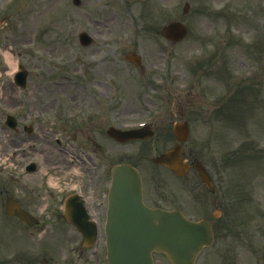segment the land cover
<instances>
[{
  "label": "rangeland",
  "instance_id": "374dc122",
  "mask_svg": "<svg viewBox=\"0 0 264 264\" xmlns=\"http://www.w3.org/2000/svg\"><path fill=\"white\" fill-rule=\"evenodd\" d=\"M3 1L7 3L9 0ZM179 1L156 0L153 3L150 0H80L81 5L76 6L73 4L74 0H18L10 11L8 8L11 5L6 7L7 25L0 32V119L2 121L6 113L15 111V107L18 106H20V111L28 114L32 112L31 107L40 105L50 107V104H54L56 100L67 104L70 94L76 90L65 86V80L61 79V74L79 69L94 70V65L97 64V61L91 62L96 60L97 56H91L98 53V46H90L87 49L81 47L78 42L80 32H112L114 35H126L131 31L129 23L142 25L144 22V25L140 26L141 28H137L135 43L129 47L121 46L116 51V58H112L117 65V73L126 75L124 78L129 81L127 74H130L135 68L125 62L124 58L129 52L139 54L142 51L141 48L137 47L138 39H142L143 43L147 45L148 49H145L150 53L152 59L158 58V53L161 50L152 47L157 39L154 32L156 29L159 31L169 21L180 17L190 27L188 28V39L175 47L166 46V43L164 44L162 41L159 44L167 48L168 55L177 66L182 57H195L196 54H193V51L201 48L207 50L204 54L208 57L203 56L204 61L209 63L203 65L199 71L210 70L213 72L211 77H208L211 83L208 86L209 100L208 98L206 100L212 104V106L208 104V110L211 113L210 117L213 118L211 127L216 130L217 136L214 137V147L211 145V150H206L202 160L205 163L207 161L214 162L220 166L218 173L223 176L230 172L229 167L232 168L236 163L239 172L245 171V176L241 175L242 182L250 187L253 192L257 191L258 193L254 196L257 197V200L248 190L241 192L239 197L243 202L247 201L248 198L251 202L255 200L260 213H264V167L260 163L262 161L264 164V154L259 155L258 159H255L256 161L232 154L240 141H247L245 139L247 135L258 138L256 144L261 146L264 153V56L255 50L264 51V0H204L203 2L196 0L198 3H193V7L191 6V9H194L193 13L185 16L181 13L184 0H181L180 3ZM158 4L160 7L162 5L165 7L160 10ZM142 5L156 7L153 9L157 15H159L158 9L162 11L161 18L152 20L149 15V17L146 16V22L140 19L143 7L139 8V6ZM211 8L217 13L223 12V16L221 14L217 16V13H214V16L209 15L207 12L209 9L212 11ZM253 15L255 16L253 17ZM2 17H4L3 14L0 15V19ZM154 27L155 29H153ZM230 29L244 33L245 36L244 38L241 37V43L234 42L230 45L232 50L229 52H227L226 46L216 52L210 51L209 46L212 44V38L214 36H218L217 39L228 36ZM254 34L258 35L260 39L259 46L255 49H253L254 47L250 48V46L247 48L245 44L251 43L247 40L251 37L254 38ZM182 45L184 46L181 47ZM179 47H181L180 53L177 51ZM6 54L12 55L17 60L23 59L25 67L31 71L25 89H19L14 84L12 75L8 74L10 67L6 61ZM255 63L260 67H256ZM103 68L108 69L109 66L103 63ZM142 68V70H148L147 64L143 63ZM246 70H255L257 80L251 83L248 81L247 83L239 82L243 80H240L238 75ZM135 72L137 73V71ZM138 72L140 73V71ZM206 74H202L203 79H205ZM54 80L62 83L63 86L52 87ZM119 82L126 86L121 78H119ZM119 89L121 90L120 86ZM199 89L205 98V90ZM120 95L123 97L120 110L126 115L127 113L130 115L127 118L139 116L145 110L147 111L143 98H140L139 101L134 97L132 98L133 103L127 104L126 98H129V95L126 89L121 90ZM213 96L220 97L221 102L225 100V103H222V106L218 108L217 101L211 99ZM174 97L177 98L172 97L168 103V108L172 110L177 109V107H187L189 103L195 102V100H191L193 97H189L186 98L185 104H181L180 101H184L183 95ZM255 98L257 101L253 102ZM235 108L236 110H234ZM224 110H227L226 115L223 113ZM185 112L188 117L191 116L189 109ZM105 126L103 121H95L94 124L86 127L85 133L87 136L99 135L101 137L102 135L103 137ZM155 129L157 128L155 127ZM79 137L80 135L77 136L78 140L69 148L71 151L77 152L80 146L85 144V141L81 142ZM99 137L90 138L93 140L102 139ZM254 139L256 140V138ZM14 141L13 133L0 129V163L6 157L7 148L13 146ZM225 141L227 142L225 143ZM164 143L162 139L154 137L148 143H144L145 145L136 142L124 146L117 144L113 149L115 154L113 158L112 152L109 155V141L102 140L98 143L96 151L100 161L106 166L110 165L111 159H114L113 165L127 161L146 170L148 167H152L144 160L141 162L140 155L142 153L139 152V149L144 146L147 155L151 157L158 153L162 147L164 148ZM246 145H249V142ZM64 146L68 147L67 144ZM36 149L47 152L46 162L43 163L41 159L38 164L42 169L41 173L30 177H21L19 172L12 171L13 163L8 170L0 172V264H7L4 263L6 256L13 261L11 264H106L104 238L99 243V252L94 253L96 251L95 246L83 249L82 235L62 218L61 198L63 195L60 196L48 185V175L61 176L67 174L59 170L54 173L48 166L52 163V166L55 164L62 166L64 157L67 160H73L71 155H61L52 145L45 147V150ZM92 149L94 148L92 147ZM220 153H224L225 159L227 157V173L224 172L225 166L223 167L218 158L221 156ZM31 156L29 153L27 158ZM233 156L236 159L231 162ZM238 157L240 158L238 159ZM64 168H66L65 165L60 167V169ZM238 171L235 170V172ZM157 173L161 174L160 172ZM69 174L73 176L72 172ZM229 175V182H231V174ZM256 176L255 182L251 181ZM160 183L161 181H157V184ZM7 196L21 197L26 202L25 205L31 210L32 206H37L38 209H34V215L38 218L47 207V217L41 218L36 230L35 228L30 230L35 235L32 237V233L29 230L26 231L31 234V241L25 240V245L23 243V231L20 228L18 230L16 225L11 224L10 221L12 220L4 216V200ZM42 226L47 230L46 234H44L45 231H42L44 228ZM42 235L44 236L42 237ZM31 256L36 259L30 261L31 258L29 259V257ZM155 261L156 264H169L163 255H155Z\"/></svg>",
  "mask_w": 264,
  "mask_h": 264
},
{
  "label": "water",
  "instance_id": "95a60500",
  "mask_svg": "<svg viewBox=\"0 0 264 264\" xmlns=\"http://www.w3.org/2000/svg\"><path fill=\"white\" fill-rule=\"evenodd\" d=\"M137 193L140 194V190H138V191L135 190V192H126V193H124L125 199L122 198V200L136 202V205L133 208V210L135 212L139 213V215L142 218H144V220H145V226L143 227L144 230L146 229L149 232V231H152L155 229L158 232L157 234H155V236H157V240L153 239L150 246H149V249H148L149 258L151 259L150 253L153 250L165 251V252H167V254H168L169 258L171 259V261L173 262V264H193L194 254H196V252L201 248L200 246H202L203 244H205L207 242L209 236H206L204 240H200L198 242L199 246L194 248L195 252L193 250H190V248H187V247L178 248V247L168 245L166 241H170L175 236L181 235L183 230L187 229V226L185 225L184 222L181 221L182 219H180L178 216H174V214L172 216L173 218L171 219V218L162 217V216L158 215L157 213H152V212L144 210V208L141 207L139 195L137 196ZM112 216H113V212L111 211L110 223L112 220ZM69 219L76 223V221H74L73 219H71V218H69ZM77 225L82 230L84 229L82 223L77 222ZM192 226L193 225L190 226V224H189L188 230L190 228H192ZM148 232L144 231L140 235V237L146 236L148 234ZM137 241L138 240H136L135 243ZM191 252H194V254H192L190 256L189 254ZM116 256H118V253L116 254ZM187 257L190 258V261L188 263H186V259H188ZM119 258H120V256H119ZM129 264H135V263L133 261H129Z\"/></svg>",
  "mask_w": 264,
  "mask_h": 264
},
{
  "label": "flooded vegetation",
  "instance_id": "af4514ba",
  "mask_svg": "<svg viewBox=\"0 0 264 264\" xmlns=\"http://www.w3.org/2000/svg\"><path fill=\"white\" fill-rule=\"evenodd\" d=\"M226 258H227V260H231L233 257L230 256V255H228ZM235 258H237V259H244L243 261H248L250 259L248 257V255H246L245 253L241 252L240 250H239L238 254L235 256Z\"/></svg>",
  "mask_w": 264,
  "mask_h": 264
},
{
  "label": "bare ground",
  "instance_id": "6f19581e",
  "mask_svg": "<svg viewBox=\"0 0 264 264\" xmlns=\"http://www.w3.org/2000/svg\"><path fill=\"white\" fill-rule=\"evenodd\" d=\"M7 61L9 62L11 69H12V70H15L16 67H17V63H16V61L11 57V55H7Z\"/></svg>",
  "mask_w": 264,
  "mask_h": 264
}]
</instances>
